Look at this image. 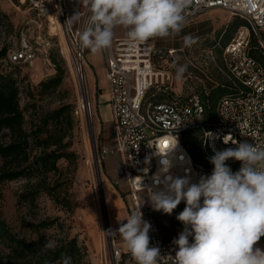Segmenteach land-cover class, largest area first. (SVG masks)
Wrapping results in <instances>:
<instances>
[{
	"label": "built area",
	"instance_id": "built-area-1",
	"mask_svg": "<svg viewBox=\"0 0 264 264\" xmlns=\"http://www.w3.org/2000/svg\"><path fill=\"white\" fill-rule=\"evenodd\" d=\"M23 3L29 6L34 13V21L40 26L48 22L49 25L59 24L63 29L68 38L77 80L81 90H85L88 95V121L94 127L97 118L100 125L102 120L94 114L89 96L87 49L82 48L79 41L80 32L88 17L83 0H23ZM216 8L230 10L233 16H240L247 24L238 28L236 35L223 51L227 70L242 83L243 90L236 96H228L220 101L215 122L207 120L205 105L199 94H174L171 86L167 85L170 74L157 63L164 60L166 55L173 58L177 49L161 48L156 45L155 38L139 44L130 42L128 38L115 37L108 48L106 75L114 119V135L113 146L102 147L101 155H120L124 180L131 193L135 211L145 199L141 211L143 219L152 226L149 231V246L159 247L161 256H174L176 249L172 244L174 239L164 238L156 211L147 202L148 193L141 187L142 175L143 184L151 186L152 177L160 166V158L153 155L154 151L162 154L166 148L165 142L168 145L177 135V160L183 156L189 162L183 166L178 163L171 172L173 175L183 176L185 168H189L188 175L195 183L201 176H209V168L207 164L194 158L181 140L182 133L195 129L204 130L202 146L204 153L209 157L214 155L213 148L224 150L236 147L231 142L223 143V137L228 134L238 142L264 146V0H195L185 12V26L196 21L203 13ZM77 12L80 13V20L69 25L66 21ZM21 34V45L10 49L6 63L32 62L37 58L38 49L30 43L24 31ZM255 46L261 51L262 59L251 54L250 51ZM174 63L175 61L172 62ZM155 87L167 95L164 100L148 97ZM177 127L179 128L175 133ZM209 133L213 134L211 138ZM148 156L152 158L150 164L146 165L144 161ZM230 162L234 163L232 172H237L241 163L232 159ZM146 167L149 170L145 175L143 170ZM141 194H145L144 199H140ZM181 231L183 228L176 231L175 239ZM110 242L115 264H125L124 250L116 243L113 235ZM135 263L131 256L130 264Z\"/></svg>",
	"mask_w": 264,
	"mask_h": 264
},
{
	"label": "rangeland",
	"instance_id": "rangeland-1",
	"mask_svg": "<svg viewBox=\"0 0 264 264\" xmlns=\"http://www.w3.org/2000/svg\"><path fill=\"white\" fill-rule=\"evenodd\" d=\"M0 10L8 16L0 17V53L6 48L7 57L10 49L20 46L22 31L26 33L30 43L38 49L35 60L10 68L18 79L21 91L20 103L25 113L26 127L31 128L43 113L70 104L73 127L67 139L72 141L70 150L76 152L73 161L64 159L60 161L65 174L73 177L69 187L74 203L72 211L62 208L44 193H40L35 204L25 203L20 206L18 196L24 190L27 180L17 179L0 184V215L15 233L29 240L43 239L55 244L61 238L77 237L79 243L84 246L83 264H115L111 253L110 235L105 231L117 229L119 227L117 219L119 217L124 219L135 209L123 177L119 176L117 170L109 171L101 155L102 147L104 145L107 147V141H104L107 134L110 139H113L114 135V129H111L113 118L111 119L110 107L105 97L95 93L93 82L88 79L93 112L102 119L104 130L97 118L94 127H90L82 107V90L73 67L68 38L59 24L49 25L48 22L44 26L37 24L34 21V13L26 3H23V0H0ZM233 15L230 10L216 8L203 13L196 21L184 26L179 34L155 38L156 45L161 48L180 49L174 52L173 58L169 55L165 56L164 60L168 63L161 62L164 70L170 74L167 85L173 89L172 93L183 96L198 94L204 90L209 91L212 86L228 79L223 61V44L227 34L223 36L222 31L238 20ZM53 25L55 29L52 28ZM236 33L237 31L234 36ZM187 35L197 39L191 47L184 46V37ZM54 57L65 69L64 79L55 90L44 92L41 82L57 72L53 62ZM173 61H175L173 65L176 66L187 65V70L180 80L176 79V68L171 65ZM162 92L163 90L155 87L149 92L148 97L158 96ZM197 136L198 133L188 134L186 140L189 141ZM93 137L96 140L98 167L94 161ZM209 166L212 164L209 163ZM114 196L119 197L123 203V207L118 211L110 208L111 198ZM144 198L145 194H141L140 199ZM180 212L174 210L171 215L159 213L163 232L171 240L175 239L176 231L183 227L176 219ZM55 218H58V222L63 226L55 224L50 228L39 230L33 226L41 220ZM113 236L116 243L126 250L120 236L118 234ZM8 252L9 249L0 241V253Z\"/></svg>",
	"mask_w": 264,
	"mask_h": 264
},
{
	"label": "clouds",
	"instance_id": "clouds-1",
	"mask_svg": "<svg viewBox=\"0 0 264 264\" xmlns=\"http://www.w3.org/2000/svg\"><path fill=\"white\" fill-rule=\"evenodd\" d=\"M195 0H83L88 17L79 35L80 46L98 53L111 47L115 29L125 30L128 40L143 44L153 38L179 34L186 24L185 12ZM80 20L77 12L66 22ZM197 39L184 37V46L191 47ZM176 79L183 78L187 65L176 66ZM179 127L175 129L176 130ZM213 134L209 133L211 138ZM243 135V133H241ZM235 148L216 150L210 163L211 176H201L193 183L189 168L185 175H173L177 160L179 138L175 135L165 151L153 155L160 158V166L153 175V184L141 187L148 193L147 202L154 211L171 215L181 201L185 207L176 219L183 231L172 241L175 255L161 256L159 247H150L151 224L143 219L141 207L118 220L119 227L105 231L119 235L136 264H264V248L258 242L264 237V146L238 142L231 134L223 137ZM151 156L144 163L150 164ZM241 163L233 173L228 160ZM146 167L143 173L148 172ZM190 238L191 241L190 242ZM45 247L53 248V242ZM61 264H71V257H62Z\"/></svg>",
	"mask_w": 264,
	"mask_h": 264
},
{
	"label": "trees",
	"instance_id": "trees-1",
	"mask_svg": "<svg viewBox=\"0 0 264 264\" xmlns=\"http://www.w3.org/2000/svg\"><path fill=\"white\" fill-rule=\"evenodd\" d=\"M0 17L7 18L8 16L0 10ZM236 18L238 20L222 31L223 36L227 34L224 39L223 51L238 28L247 24L240 16H236ZM175 49L180 50L179 48ZM258 49L255 46L250 52L262 59L261 51ZM6 54L7 49H2L0 53V184L26 179L25 188L18 196L20 206L25 203L35 204L40 193H44L62 208L72 211L74 203L69 187L73 177L65 174L60 166L62 159L71 162L76 157V152L70 150L72 141L67 139L73 127L72 106L65 104L43 113L31 128H27L25 113L20 103L21 91L18 79L10 69L21 63H6ZM164 61L168 63L167 60L161 62ZM53 62L57 72L51 78L41 82L44 92L55 90L64 79L65 69L58 63L56 57L53 58ZM161 62H158V66L163 67ZM171 65L173 66V64ZM226 72L227 80L212 86L209 91L204 90L198 93L205 105V115L209 122L217 120V108L221 100L228 96H236L243 90L242 83L227 68ZM166 96V94L160 93L152 98L164 100ZM191 133H198L199 136L189 141L186 140V136ZM204 137V130L195 129L182 133L181 140L197 161L208 165L210 176L214 166H209L210 157L204 153L202 146ZM226 164L233 171L234 163L228 160ZM182 204L185 202L180 203L177 207L180 208ZM183 209L180 208V211ZM159 213L163 212L156 211V218L162 234L166 240H170L163 232ZM57 222L58 218L44 219L34 223L33 226L37 230L50 228L55 224L63 226L62 223ZM0 241L9 249L6 254L0 253V264H61L64 256L71 257V264H83L85 257L84 246L79 243L77 237L61 238L53 248H48L45 247L48 241L43 239L29 240L26 237H20L1 215Z\"/></svg>",
	"mask_w": 264,
	"mask_h": 264
},
{
	"label": "crops",
	"instance_id": "crops-1",
	"mask_svg": "<svg viewBox=\"0 0 264 264\" xmlns=\"http://www.w3.org/2000/svg\"><path fill=\"white\" fill-rule=\"evenodd\" d=\"M115 38H128L126 35L125 30L121 28L115 29ZM107 61H108V49L102 50L101 52L98 53H92L90 50L87 49V54H86V65H87V72L90 81L93 82V87L95 93H97L100 96L105 97L107 105L110 107L111 110V119L113 118V113L111 109V105L109 103L110 99V90H109V83L107 79ZM99 90V91H98ZM95 97V94H94ZM100 117V116H99ZM101 119V118H100ZM102 120V119H101ZM102 125L103 130H104V124L103 121L101 122L100 126ZM111 129H114V119L113 123L111 121ZM107 141V148H110L113 146V139H110L108 134L106 136ZM103 147H106L105 145ZM104 164L106 168L113 172L114 170H117L119 173L120 177H123L124 179V174L122 170V161L121 157L119 154H108L103 157ZM125 182V180H124ZM122 201L120 200L119 197L114 196L111 198V205L110 208L114 211L120 210L123 205ZM181 206L185 207V204H182ZM175 211H180V208H176ZM123 219V218H122ZM120 217L117 219L122 220ZM171 240V239H170ZM173 240V239H172ZM119 245V244H118ZM258 247L264 248V237L261 238V240L258 242ZM123 249V248H122ZM124 250V263L125 264H130L131 261V254L129 251L126 249ZM136 264V263H135Z\"/></svg>",
	"mask_w": 264,
	"mask_h": 264
},
{
	"label": "bare ground",
	"instance_id": "bare-ground-1",
	"mask_svg": "<svg viewBox=\"0 0 264 264\" xmlns=\"http://www.w3.org/2000/svg\"><path fill=\"white\" fill-rule=\"evenodd\" d=\"M52 28H56L54 25L52 26ZM88 95L86 93L85 90L82 91V97H81V102H82V107L84 108L86 114H88V108H87V105H86V99H87ZM88 116V115H87ZM106 192V191H105Z\"/></svg>",
	"mask_w": 264,
	"mask_h": 264
},
{
	"label": "water",
	"instance_id": "water-1",
	"mask_svg": "<svg viewBox=\"0 0 264 264\" xmlns=\"http://www.w3.org/2000/svg\"><path fill=\"white\" fill-rule=\"evenodd\" d=\"M89 125H90V127L92 126L90 123H89ZM92 128H93V126H92ZM93 136H94V134H93ZM93 145H94V150H93V152H94V161L96 162L97 167H98L99 159H98V153H97V149H96V140H95L94 137H93ZM107 226H109V225H107ZM110 239H112V235H110Z\"/></svg>",
	"mask_w": 264,
	"mask_h": 264
},
{
	"label": "snow or ice",
	"instance_id": "snow-or-ice-1",
	"mask_svg": "<svg viewBox=\"0 0 264 264\" xmlns=\"http://www.w3.org/2000/svg\"><path fill=\"white\" fill-rule=\"evenodd\" d=\"M165 146H167V142H165Z\"/></svg>",
	"mask_w": 264,
	"mask_h": 264
}]
</instances>
